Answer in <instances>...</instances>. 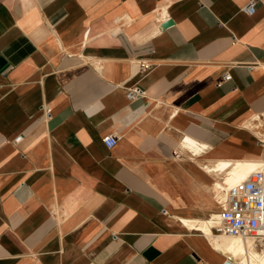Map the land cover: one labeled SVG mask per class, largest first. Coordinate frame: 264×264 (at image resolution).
<instances>
[{
    "label": "crops",
    "instance_id": "crops-1",
    "mask_svg": "<svg viewBox=\"0 0 264 264\" xmlns=\"http://www.w3.org/2000/svg\"><path fill=\"white\" fill-rule=\"evenodd\" d=\"M247 1L0 0V264L231 261L198 225L264 161Z\"/></svg>",
    "mask_w": 264,
    "mask_h": 264
},
{
    "label": "built area",
    "instance_id": "built-area-1",
    "mask_svg": "<svg viewBox=\"0 0 264 264\" xmlns=\"http://www.w3.org/2000/svg\"><path fill=\"white\" fill-rule=\"evenodd\" d=\"M256 3L257 0H248L241 11L253 14ZM148 67L141 65L143 71ZM229 78L230 75L224 73L217 85ZM142 94V88L134 86L127 90L126 97L130 100ZM21 138L19 134L12 141L16 143ZM117 139L116 134L109 133L103 136L102 141L109 148L116 144ZM224 191V200L211 227L220 234L250 238L264 244V161L259 162L243 179L226 186Z\"/></svg>",
    "mask_w": 264,
    "mask_h": 264
},
{
    "label": "bare ground",
    "instance_id": "bare-ground-1",
    "mask_svg": "<svg viewBox=\"0 0 264 264\" xmlns=\"http://www.w3.org/2000/svg\"><path fill=\"white\" fill-rule=\"evenodd\" d=\"M255 161L250 164H244L239 162L238 166L241 169L238 171H233L232 174L226 178V185L216 184L215 191L219 194V196L223 197L224 194L223 191L226 189V186H229L234 182L243 179L256 166L258 161L257 162ZM216 217L217 216L215 213L210 218L204 220L202 219V221L199 222L198 227L204 230L205 232L209 231L210 225L213 222V218ZM183 221L188 226L193 225V223L189 220H183ZM221 237L222 239L219 242L220 244L218 246H220L222 252H224L229 257V259L233 264H264V252L259 251L254 246L250 238H242L239 236H228L224 234H222Z\"/></svg>",
    "mask_w": 264,
    "mask_h": 264
},
{
    "label": "water",
    "instance_id": "water-1",
    "mask_svg": "<svg viewBox=\"0 0 264 264\" xmlns=\"http://www.w3.org/2000/svg\"><path fill=\"white\" fill-rule=\"evenodd\" d=\"M224 264H233L231 261H227Z\"/></svg>",
    "mask_w": 264,
    "mask_h": 264
}]
</instances>
